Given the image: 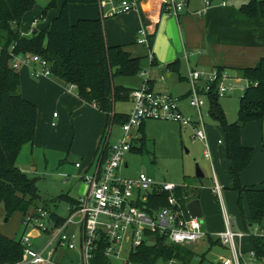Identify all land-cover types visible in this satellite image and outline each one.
Segmentation results:
<instances>
[{
  "label": "trees",
  "instance_id": "1",
  "mask_svg": "<svg viewBox=\"0 0 264 264\" xmlns=\"http://www.w3.org/2000/svg\"><path fill=\"white\" fill-rule=\"evenodd\" d=\"M95 2L63 0L59 14L49 26L23 37L17 26L25 14L33 9L34 1L0 0V208L8 220L19 213L23 225L27 215L36 213L39 208L37 203L41 201L35 179L22 172L16 164L22 148L34 142L38 112L20 92L18 73L11 68V52L37 55L47 61L53 79L68 87L75 85L78 97L85 103L93 104L105 115L106 128L114 124L121 126L126 122L127 116L117 113L114 104L127 102L133 90L115 86L114 79L140 74V60L130 57L122 47L106 44L102 18L69 23L68 5ZM55 5L56 0H52L43 13ZM234 15L244 23L264 21V0H251L241 5ZM166 68L174 71L176 67L169 65ZM215 69L225 71L219 67ZM234 71L248 83L239 102L238 122H226L215 93L207 96L208 113L209 118L217 123L225 144L230 190L237 194L236 207L242 220V230L250 233L254 227L258 230L263 227L264 183L260 188L245 187L240 183L241 173L248 168L254 156L252 147L241 145L240 132L247 123L260 121L264 117V58L254 67ZM142 127L143 124L139 131H142ZM177 195L182 196L180 190ZM166 197L164 193H150L149 207H165ZM61 199L67 200L70 205L76 204L75 199L65 195H61ZM41 209L49 213L55 222L62 221L63 218L44 207ZM207 240L211 242L210 245L219 244L211 237H207ZM245 244L264 260V236L250 235ZM103 247V244L100 245L94 252L92 264H107L102 256ZM191 248L167 244L164 238L155 235V244L139 247L135 254L130 255V261L133 264H159L177 259L183 264H190L195 256ZM22 254L20 238H9L0 233V264H15L21 260Z\"/></svg>",
  "mask_w": 264,
  "mask_h": 264
},
{
  "label": "built area",
  "instance_id": "2",
  "mask_svg": "<svg viewBox=\"0 0 264 264\" xmlns=\"http://www.w3.org/2000/svg\"><path fill=\"white\" fill-rule=\"evenodd\" d=\"M151 0H97L102 18L118 14L139 12L140 5ZM233 1V0H230ZM210 0H204L205 7L210 6ZM227 0H221L225 6ZM161 5L168 14L177 16L186 6L185 0H161ZM37 25V20L32 22ZM31 28L30 34L34 31ZM136 43L149 50L148 34L145 28L136 32ZM13 46L10 47V51ZM11 68L15 71L27 67L33 78L51 77L49 63L37 55L13 54ZM186 55L184 58L186 59ZM148 59L153 61L151 52ZM142 77L146 73L141 71ZM233 78L226 71L213 69H189L187 82L189 92L188 106L195 116L189 117L180 111V100L167 94L152 91L146 84L130 94L131 110L126 122L119 126V134L113 144H110L112 127H107L95 162L88 173L79 176L86 189L75 199L76 204H68L67 216L61 222H55L50 214L38 208L36 213L26 216L23 226L28 230L21 236L23 247L22 258L15 264H60L53 258L57 250L76 252L79 264H92L94 252L103 244L102 256L107 264H133L130 255L137 249L148 245L155 235L164 238L167 244L180 247H193L200 241L211 237L228 252L219 264H262L253 250L243 249L250 235L257 236L258 229L248 233L237 227V223L224 211L222 214L223 229L215 234L202 230L199 219L191 218L185 208L187 197L178 196L180 187L171 183H156L144 173L135 178H123L119 175L121 168H126L125 155L132 149L136 139V130L148 120L172 121L187 128L192 133V140L203 146V156L210 160L208 134L205 118H209L207 96L215 93L224 97L233 89ZM248 85V83H247ZM246 85V87H247ZM76 90L75 85H70ZM221 144V140H217ZM75 167L80 168L76 163ZM220 193V187L215 185ZM152 192L166 194V206L159 209L149 207V195ZM47 219V223L42 220ZM32 230L48 234V245L37 251L31 244ZM159 264H183L177 259H169ZM192 264V263H190Z\"/></svg>",
  "mask_w": 264,
  "mask_h": 264
},
{
  "label": "crops",
  "instance_id": "3",
  "mask_svg": "<svg viewBox=\"0 0 264 264\" xmlns=\"http://www.w3.org/2000/svg\"><path fill=\"white\" fill-rule=\"evenodd\" d=\"M210 1V6L205 7L204 0H185L186 6L177 16L168 14L161 5V0H151L142 3L139 12L134 11L106 18H102L97 0L94 4L88 5L70 4L67 9L70 24H75L78 20L82 19L95 20L102 18L106 44L108 46L122 47L130 57L140 60V68L146 73V76L142 77L138 74L133 77H116L114 79L115 86L136 90L147 84L154 92L167 94L179 99L182 114L193 117L195 113L187 104L189 92L187 73L189 69L209 72L216 67L223 68L230 76L232 75L233 89L236 91L237 86L242 96L247 82L241 79L234 70L254 67L264 58V21L244 23L237 20L234 13L240 7V0H227L225 6L220 5L221 0ZM62 3L63 0H56L55 7L45 13L43 12L48 4L43 10L36 13L35 10L33 11V7L29 13L25 14L17 26L20 36L27 37L31 35L30 31L33 28L31 24L34 20H37V25L33 28L34 30H42L49 26L50 22L59 14ZM140 28L146 29L149 50L145 46L136 43V32ZM149 52L152 54L153 61L148 59ZM184 55L187 56L186 59ZM169 65H173L174 68L176 67L175 70L169 71L166 68ZM16 72L18 73L22 96L32 103L38 112L34 142L31 146H25L26 148L29 147L28 149L32 153L30 160L32 159L34 148L39 146L41 136L44 133H48V126H54L52 130L53 136V131L58 123L57 120L59 118L67 120L70 116L73 118V122L76 123V128L74 125V136L79 134L82 140L76 151V155L81 160V162H76L80 164V168L77 169L75 167V162L73 165L68 163L67 159L70 153H66L63 146L59 147L56 142L51 143L50 146L52 147H49L54 152L56 158H58L56 161L51 160V164L57 173H63L64 170H68V167L71 170H76L78 173L76 179H80V175L90 172L95 162L100 142L107 129L105 115L98 111L93 104L82 101L78 97L76 90H71L68 86L52 77L35 79L31 76L27 67H21ZM124 103H128L131 107L130 99ZM130 107L128 111L121 114L127 116L131 110ZM54 111H59L61 115H57ZM144 126L145 122L143 123L142 131H136V136L137 133L142 134L144 132ZM55 133L57 132L55 131ZM207 134L210 140V135L209 133ZM214 156L216 158L220 156V160L223 158V155L216 154V151L213 154L212 151L211 157L213 158ZM19 157L20 154L17 160ZM47 161L48 159L46 158L44 162L46 163ZM252 162L253 160L240 175L242 186L254 187L252 183L250 184L243 180V176L249 173L248 170ZM17 166L22 172H25L23 165L17 164ZM127 167L126 163L125 169ZM215 183L220 187L217 181ZM85 189L86 187L82 183L81 193ZM181 189L180 187L182 193ZM80 195L78 194L77 197ZM40 206L48 210L45 203ZM201 210L203 212L202 206ZM30 212L32 211L30 210ZM48 212L51 211L48 210ZM51 213L55 214L54 212ZM18 215L20 216L21 228H23L22 215ZM234 220L238 227L242 229L240 216L237 215ZM221 227L223 229V225ZM222 229H207L205 232L215 234ZM23 230L25 231L24 228ZM6 232L7 225L0 224V233L6 237L13 238L11 237L13 235H7ZM30 234L35 240H40L42 235V233L35 230H32ZM59 251L66 252L65 254L70 256L65 257L62 254L61 260L65 261L64 264H79V257L76 252L68 250Z\"/></svg>",
  "mask_w": 264,
  "mask_h": 264
},
{
  "label": "rangeland",
  "instance_id": "4",
  "mask_svg": "<svg viewBox=\"0 0 264 264\" xmlns=\"http://www.w3.org/2000/svg\"><path fill=\"white\" fill-rule=\"evenodd\" d=\"M34 1L33 11L35 10L36 13L43 10L51 0ZM248 1L240 0V6L243 3H248ZM233 90V92L231 91L224 97L218 98L220 109L228 124L238 122L241 93L237 86L236 91L235 89ZM129 107L130 105L124 102H116L114 104L117 113L126 112ZM207 108L208 103L205 106V109ZM54 112L57 115H61L59 111ZM204 118L207 133L210 135V140H208L210 154L212 151L213 154L216 151V154L223 155L221 160L220 156L218 158L215 156L211 157L210 160L205 159L202 144L193 141L191 139V131L183 128L180 124L172 121L148 120L145 121L143 135L137 133L136 139L132 142L133 150L125 155V162L128 165L127 169L121 168L119 175L123 178H135L139 174L144 173L156 183L166 182L181 187L182 195L187 197L188 201L193 198H196L193 200L199 199L198 201L203 208V215L199 222L205 232L207 229H222V214L224 211L233 219L237 217L238 212L236 207L237 194L230 190V181L226 171L225 144L217 129V123L210 118ZM72 119L70 116L67 120L59 118L53 131L54 137L52 136L54 126H48V133H44L41 136L39 146L33 150L31 159L33 161L30 160L32 153H30L29 147H25L21 151L17 160V164L23 165L24 173L35 179L36 187L41 197V201L37 203V206L41 208L40 205L45 203L48 210L61 218L67 216L66 208L68 203L67 200H59V197L65 195L69 198H75L78 194L80 195L82 181L76 179L78 173L74 169L71 170L70 167H68V170H64L63 173L55 171L51 160L56 161L58 158L50 149L52 147L50 144L56 142L59 147L63 146L66 153H70L67 159L70 165H73L74 162H81L79 156L76 155V151L82 140L79 134L74 136V125L76 128V123ZM240 133L241 144L254 149L252 165L248 170L249 173L243 176V180L247 183H252L255 188H260L264 183V117L260 121L247 123ZM118 134L119 128L114 124L110 144L115 142ZM217 139L221 140L222 145L217 144ZM46 158L48 161L45 163L44 160ZM196 168L200 170L203 177L198 178L196 176ZM216 181L220 186V193L215 190ZM18 214L12 215L8 220L0 208V224H6L7 235H13L11 237L17 239L28 232L24 227L25 231L21 228ZM42 221L47 223L46 218ZM258 231L257 234L259 236H264V222L262 230ZM14 232L15 234H13ZM48 240V234L42 233L40 240L32 238L31 244L35 250L42 251L48 245ZM154 244L155 239L152 238L149 245ZM243 249H249V246L243 243ZM192 250L195 253L193 260L190 262L192 264H219L222 257L228 256L226 249L221 248L216 243L209 245L206 239L196 244ZM65 253L59 251L53 258L54 262L64 264L65 261L61 260L62 254L65 257H70ZM262 264H264V260Z\"/></svg>",
  "mask_w": 264,
  "mask_h": 264
},
{
  "label": "water",
  "instance_id": "5",
  "mask_svg": "<svg viewBox=\"0 0 264 264\" xmlns=\"http://www.w3.org/2000/svg\"><path fill=\"white\" fill-rule=\"evenodd\" d=\"M196 176L202 177V173L198 168H196ZM185 208L187 212L189 213L191 218H196V219H201L202 218V210H201V205L198 200H191L188 201L185 204Z\"/></svg>",
  "mask_w": 264,
  "mask_h": 264
}]
</instances>
